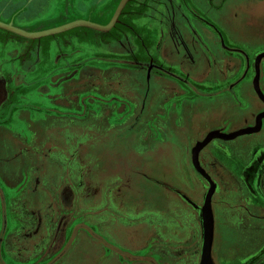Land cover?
I'll use <instances>...</instances> for the list:
<instances>
[{"label": "rangeland", "instance_id": "1", "mask_svg": "<svg viewBox=\"0 0 264 264\" xmlns=\"http://www.w3.org/2000/svg\"><path fill=\"white\" fill-rule=\"evenodd\" d=\"M165 1L171 0H130L118 24L120 23L124 26L121 20L125 14H128L129 19L133 13H144L151 10L154 12L159 10V6L164 5ZM228 1L230 2L229 4L227 3V7L223 0L220 2L218 0H208L211 11L207 10V14H203L198 4H194L196 17L195 20L189 19L191 24L195 22L190 32L196 41L192 50L189 51L190 67L188 68V73L192 77L187 80L190 87H186L185 94L181 96L170 97L169 93H160L159 89H150L148 85L147 90L141 89V92L137 93L136 98L141 100V103L139 101L140 109H137L136 98H127L121 94L122 92L113 91L118 87L113 88L110 81L109 83L104 80L102 89H91L87 86V90L80 93L81 108L77 109V111L82 112L84 117L78 124H73L71 121L74 119V115L50 114L44 108L59 107V104L50 102V98L45 96V93L33 92L35 89L25 85L26 90L24 89L23 93L25 99L20 102L19 108H25L26 110L24 111H27V114L34 119L32 123L35 131L27 128V123L22 122L16 116L8 120L5 126L17 131V133H21L22 136L17 135L14 137V144L11 143V147L8 148L6 146L3 147L6 142H2L0 144V155L5 158L8 157V165L16 168L21 159H26L28 156L33 155L32 147L22 142V139H28L31 142L34 136H38V144H61L64 142L63 137L68 129L80 133L81 139L76 140L78 147L77 157L78 155L80 157L85 156L87 160H92L87 162V164H91L89 171L94 170L97 166L99 167V170L94 175L103 180L104 184L107 183L111 186L112 193L109 195L111 206L115 204L114 206L116 207L118 206L117 204L123 203L122 206L124 208H122L126 213V217L123 216L118 219L110 215L111 226L109 229H106V225L104 226L108 216L107 211L102 210L105 204L100 206L102 211L93 212L94 217L91 216L92 214L79 215L78 213L73 223V231L78 236V239L70 243L77 249L74 250V254L68 257L70 261L68 264H97L99 262L104 264H152L150 263L151 260L156 264H171V261L164 253H161L153 246L148 245L141 249L138 247L137 249L133 248L132 242L126 236L119 234L118 231L122 230L123 226L135 229V226L139 225V215L136 214L138 210L141 211L139 208L142 209L143 218H148L154 210L159 214L161 213L160 215L164 220L159 221H161L164 228L163 231L168 237L172 235L175 238L182 237L189 229L186 226L187 223L188 226H192L190 224L191 220L185 217L186 215H180L173 209L174 206L180 209L181 213L187 211V206L182 200L172 194V186H170V184L178 185L174 180L176 178L174 170H180L179 163L181 161L178 162V156L182 152L186 153L189 151L196 138L203 136L209 129L223 122L222 117L227 112L225 110L227 106L224 105V107L222 105L226 103V99L221 98L222 92L226 90L233 91L237 83L245 78L251 80L252 83L254 62L256 65V57L264 52V16H261L264 15V0ZM119 2L120 0H51L39 17L41 19L25 20L23 23L19 21L18 24L29 26L40 20L57 17L62 14V10L72 16L81 17L92 11L94 19L106 22L115 11ZM175 2V9L181 11L182 8H186V4L182 0H175ZM224 6L226 9L228 8V14L225 18L218 20L214 14H223ZM252 14L255 16L253 17ZM259 15L260 17H257ZM91 29L95 33L109 32ZM2 30H4V35L1 38L3 39L2 45L4 48L10 45L8 43L9 39L17 38V42L31 40L14 32ZM48 39L47 36L32 40L40 42ZM199 42H202L204 46H200ZM77 45L79 50L75 53L77 57L80 54L82 57H91L92 60L90 61H98L99 64L103 62L102 59L100 62V58L107 59L110 57L112 59L111 56L106 55L103 46L99 45L93 37L88 41L82 40ZM154 55H158L160 58L159 54ZM181 55L184 56L185 52L181 53ZM51 58L52 60L57 58V53L53 52ZM192 59L193 62H191ZM148 63L152 64L150 61ZM262 64L264 70V62ZM47 71H42L41 74L51 73V71ZM213 72L217 77L223 79L224 82H217L213 78L204 79V75L209 73L212 75ZM262 74L264 76V71ZM142 87H144V84ZM235 101V106L243 109L249 108L245 99L239 98ZM232 102L234 103L233 100ZM111 110L117 111L112 112ZM209 110L212 112L213 117H210L206 124L202 116L207 115L208 113L206 112ZM15 112L17 110H14L13 115H17ZM66 112H72V110H66ZM7 116L8 114L5 115V117ZM138 117L141 121H138ZM219 118L222 120L221 122H219ZM98 119L102 120L103 124L102 122L100 123L106 127H96V125L100 126V123L96 121ZM56 121H61L62 125L56 123ZM212 122L214 123L210 125ZM202 123L206 126H198V124ZM145 127L146 130H143ZM145 131L146 135L155 134V136H152L156 137L152 146L141 145L142 142L146 143L148 140V138L143 136ZM84 132H87L89 137H86ZM96 158H98L97 161L95 160ZM41 160L39 163H51L49 160L44 161L43 158ZM190 161L191 159L188 158V163L186 162L184 169L192 170ZM173 163L176 167L175 169L173 168ZM201 174L195 170L194 179H188V185H185L186 187L183 189L197 203L202 205L204 194L209 185L202 176L203 174ZM118 176L119 178H117ZM88 186L90 191H88V188L87 191L93 193V186ZM101 190L105 191V188ZM100 191L97 193L98 195ZM217 196L218 191L213 194V200H215L213 213L216 219L214 246L216 252L219 253L222 252L223 248H227L231 242L235 241L234 238L237 234L230 227L234 225V218L231 217L232 212L231 206L228 205L229 202L225 204L221 200L222 204L216 203ZM98 198L94 196L88 199L89 201L92 199V202H94ZM99 214L102 215L100 216L102 218L96 217ZM175 228L180 230L177 235L172 233ZM197 228V235L199 236L198 248L201 249L202 230L199 224ZM82 238H86V240ZM86 244L90 246L98 245L99 250L90 252L92 250L91 248L88 250L86 247L89 246ZM83 253L89 254L82 255ZM200 256L199 252L196 262ZM79 257L82 260L75 263V260Z\"/></svg>", "mask_w": 264, "mask_h": 264}, {"label": "crops", "instance_id": "2", "mask_svg": "<svg viewBox=\"0 0 264 264\" xmlns=\"http://www.w3.org/2000/svg\"><path fill=\"white\" fill-rule=\"evenodd\" d=\"M182 1L185 2L186 8H182L181 11L175 9L174 4L176 2L175 0H171L165 1L164 5L159 6V10L154 12L151 10L144 13H133L129 19L128 14H125L121 20L124 26L117 22L109 32L95 33L91 28L82 26L61 34L48 36L49 39L46 41L41 40L40 42H36L34 40H26L18 42V49L14 50L13 56H10V52H8L12 48L11 45L6 48L1 45L0 87L1 89L3 87L6 89L5 84L7 82L14 83L18 85L17 87L21 93H24L26 90L25 85L31 88L35 87V91L38 92L40 90L42 93H45V96L50 98V102L59 104V107H46L44 110H47L50 114L74 115V119L71 121L73 124H78L84 117L82 112L77 111V109L81 108L80 93L86 91L87 86L91 89H102V82L104 80L110 81L111 83H109L112 84L113 88L118 87L113 91L122 92L121 94L131 99L136 98L137 93L141 92V89L147 90L148 85L150 89H159L160 93H169L170 97L181 96L185 94L186 87H190L187 80L192 77L188 73L190 65L189 51L192 50L189 46V40L192 38L194 42V38L189 34V29L193 28L192 26L195 22L191 24L189 19L195 20L196 17L194 4H198L203 14H207V10L211 11L208 0ZM229 2L228 0H223V3H226L227 7V3L229 4ZM224 9L223 14L214 12L215 18L217 17L218 20L225 18L228 14V8L226 9L224 6ZM114 12L106 22L94 19L92 11L87 12V15L83 17L72 16L70 13L65 12L51 19L37 21V23L29 25L32 27L31 29L20 24H17V26H23V28L32 31L44 30L81 18L106 24L110 21ZM122 14L119 19H121ZM25 20L28 19H20L21 22ZM5 22L16 25L13 19ZM3 33L4 31L0 28V37H3ZM91 37L99 45L103 46L106 55L111 56L112 59L110 57L107 59L100 58V62L101 59L103 62L99 64L98 61H90L92 60L91 57H82L81 54L79 57L75 55L79 51L77 44L81 43L82 40L88 41ZM178 38L182 43L179 42ZM34 46L37 47L36 51V47ZM31 48L34 50L32 54L29 52ZM53 52L57 53V58L54 60L51 58ZM181 52L182 54L185 52V55L181 57V61H178ZM73 54L75 57L72 56ZM154 54H159L160 58ZM148 61L152 64H149ZM191 62H193V59ZM46 70L51 71V73L47 71V74H41L42 71ZM6 75L9 76V80H7ZM126 83L128 85L125 86ZM119 84L120 86H118ZM143 84L144 87H142ZM19 97L20 102L25 99L23 94ZM136 99V108L140 109L139 101L141 103V100ZM1 100L2 98H0ZM24 110L26 109L17 110L15 112L17 115H13L14 110H9L8 112L0 110V143L6 142L3 147H11V143L14 144L13 138L17 135L22 136L21 133H17V131L5 126L8 120L14 116L22 120V122H26L27 128L34 130L32 123L34 119ZM66 110H72V112H66ZM111 111L116 112L117 110ZM7 114L8 116L5 117ZM96 121L103 124V121L100 119ZM138 121H141L139 117ZM56 123L62 125L61 121H56ZM102 124L100 123V126L96 125V127H106ZM143 130H146V127ZM84 134L86 137H89L87 132H84ZM41 136L43 137V135ZM80 136V133L68 129L63 137L64 142L61 144H38V136H34L31 142L28 139L21 138L22 142L32 147L33 155L28 156L26 159H21L20 165L15 169L8 167V158L0 155V205L10 212L8 226L6 223L4 233L2 234L3 238L0 239V242H2L0 252L4 264H53L51 253H45L46 245L41 242H44V239L48 240L50 238L53 222L49 216L53 212H55V215H59V213H56L57 210L59 212H67L66 216L72 217L71 221L66 226L64 225V231L60 236L62 246L53 251L59 254L58 258L62 254L63 258L59 259V263L66 262V259L74 254V250L77 249V247L70 245V243L78 239V236L73 231L74 219L78 213L79 215L92 214L91 216L94 217L93 212L101 210V204L102 206L105 204L102 210H106L108 215L104 224V226L106 225V229H109L111 226L110 215L115 216L117 219L123 216L126 217L124 207L122 206L123 203L117 204L118 206L116 207L114 206L115 204L113 205L114 207L111 206L109 195L112 193V189L109 184L106 183L104 185L105 191H102L99 195L91 194L88 196L86 193H83L82 189L87 183L88 175L82 169L86 166L87 162L92 160H87L85 156L80 157L78 155L79 158L77 157L78 147L76 143L81 139ZM151 136L155 135H150V146H152L156 138ZM141 145L148 146L147 142H142ZM259 145L260 148L257 150L258 153L256 155L251 159L238 160L235 163L234 169L236 173L241 172L240 176L244 181L245 188L251 190L257 198L260 197L264 201V144ZM42 158L44 161L49 160L61 164L63 170L65 168L66 171L57 172V170H54L55 168L51 169L52 165L49 163L50 170L46 172L35 170L34 165L39 163ZM73 159L74 161H72ZM97 159L95 160L97 161ZM179 161L180 158L178 157ZM173 168L175 169L176 167ZM94 196L99 197L94 201L95 203L92 202V199L90 201L88 199ZM37 212L42 213L44 216L48 214L46 216L49 218L40 228H37L35 222L30 219V215L32 213L36 215ZM160 214L154 210L148 218L140 219V221H144L148 226L154 227L155 237H148L149 235H146L143 244L133 248L137 249L138 247L141 249L148 245L153 246L161 253H164L171 261L170 257L166 255V251H171V247L176 242V239L172 238V236H166L163 232L161 221L164 219ZM100 216L102 215L99 214L96 217L102 218ZM82 239L86 240V238ZM24 240L32 243L37 240L40 246L32 250L29 246V248L21 249V246L17 247L14 245L15 241L24 242ZM7 242L10 243L11 256L6 254L4 250ZM67 244H69V248L65 247ZM63 247L65 249L62 252L58 251ZM91 249L92 251H97L99 250V246L91 245ZM183 260L186 261L185 254H182L180 262ZM150 263L156 264L152 260ZM97 264L104 263L99 262ZM171 264H173L172 261Z\"/></svg>", "mask_w": 264, "mask_h": 264}, {"label": "flooded vegetation", "instance_id": "3", "mask_svg": "<svg viewBox=\"0 0 264 264\" xmlns=\"http://www.w3.org/2000/svg\"><path fill=\"white\" fill-rule=\"evenodd\" d=\"M50 1L51 0H0V19H1L0 21L4 20L2 22H5V21H9L13 19L16 25L13 23L12 25L19 27V28L22 27V29L26 31H32V30L26 29V28L31 29L32 27L30 26L26 25L25 26L26 28H23V26L21 27L17 26L18 20L20 21V19L22 18L28 19V20L36 19V18L41 19L39 17L43 14L44 10L46 9L47 4ZM61 12L62 14L65 13L64 10H62ZM252 16L254 17L255 15L252 14ZM261 16H264V15H261ZM257 17H260V15ZM81 20H89V19L81 18ZM5 23L10 24L9 22H5ZM20 25H23V24H20ZM78 27H82V26H78ZM189 34H191V37L193 36L191 32ZM44 37H47V36H44ZM1 38L2 37H0V47L3 43L2 41L3 39ZM37 39H40V38H37ZM178 40L180 43H182V41L179 38ZM17 41H18L17 38L9 39L8 41V43L12 46V48L8 51L10 52V56H13L12 54H14L15 52L14 50L18 49ZM192 42L193 40L191 38V40H189L190 48L193 47L194 42L196 41L194 40V42L193 43ZM199 44L200 46H204V44L200 42ZM263 45H264V42H263ZM36 49L37 47L35 48V51ZM29 52H31L32 54L34 52L33 48H31ZM179 57L180 58L178 61H181L182 55ZM263 62L264 60H262L260 64L259 85H260L261 90L264 93V76L262 74V72L264 71L263 64H262ZM253 67H254L253 68L254 75L256 76L255 62H254ZM155 69H158V68H155ZM209 70H210V67H209ZM254 75L252 78V83H251V80H248L245 78L237 83L233 91L226 90L222 92L221 98L226 99V103L222 105L227 106L225 109L227 110V112L222 117L223 122H221L222 120H220L219 118V122H221L220 125L209 129V131H207L203 136L196 138L193 144L191 145L189 151H187L186 153L182 152V154H179V156L177 155L180 158L181 162L179 163L180 170H177V171L176 169L174 170L175 175H176V178L174 180L176 181L178 185L170 184V186H172L171 187L172 194L176 195V197H179L182 200V202L187 206V211H184L181 213L180 209L174 206H173V209L174 211L178 212L180 215L182 214L186 215L185 217L191 220L190 224H192V226H188V223H187L186 226L189 229L187 233H185L182 237L175 238L172 235V238L176 239V242L173 244V246L171 245L172 247H171L170 252L166 251V255L170 257L173 264H200V260L202 256L203 227H202V216H201L200 207H202L203 204L201 205L197 203L195 199L183 189L186 187L185 185H188L187 183L189 182L188 179H194L195 170L196 172L201 174V172L197 170L193 162V148L196 146V143L198 141L204 140L206 136L213 130H220L222 133L223 132L231 133L234 131H238L240 129H245L246 127L257 125L258 117L260 116V114H263L264 112V99L258 94L255 88V82H254L255 76ZM6 78L7 80L10 79L8 75H6ZM204 78L205 79L213 78L217 82H224L223 79H221L220 77H217L214 74V72L212 75H210V73L207 75H204ZM14 79L16 78L14 77ZM5 86H6V89L5 87H3L2 89L0 87V95H1L0 98H2V100L0 101V110H2L3 112L5 111L8 112L9 110H22L21 108H19L18 105L20 104L19 96H21L23 93L19 92L18 90L19 88L17 87L18 85L7 82ZM32 88L36 90L35 87H32ZM35 90L33 92H36ZM38 92H41V91L38 90ZM239 98L245 99L248 102L247 105L249 108L243 109L242 107L235 106L236 105L235 100ZM232 100L234 101V103L232 102ZM206 113L208 114L205 116H202L204 123H206L210 117H213V114L212 112H210V110L207 111ZM261 121H262L261 128L258 131L240 134L232 138L215 137L212 140H210L205 146H203L199 151L200 165L204 169L206 174L209 176V178L212 180V182L214 183L215 185L214 193L218 191L216 203L222 204L221 202L222 200L223 202H225V204H228L229 202L228 205L231 206V212H232L231 217L234 218L233 220L234 225L230 227L233 228V230L237 234L234 238L235 241L231 242L227 248H223L222 252H219V253L216 252L215 250V246H214L215 245V234H214L212 255H213L215 264H264V201H262L263 199H261L260 197L257 198L251 190L245 188L244 181L242 177L240 176L241 172L236 173L234 169L235 163L238 160L251 159L254 155L258 153L257 150L260 148L259 144H264V116H262ZM204 123L198 124V126L204 125ZM213 123L214 122L210 123V125H212ZM205 126L206 125H204V127ZM145 133L143 132V136L145 138H148L147 144L149 145L150 135L152 134L146 135ZM188 158L191 159L190 161L192 165L191 169L193 171L190 169L186 170V168L184 169L185 167L184 165L186 164V162L188 163ZM8 162H7V166L10 168H13L12 166L8 165ZM50 164L52 165L51 169L55 168L54 170H57V172L66 171L65 168L63 170V168L61 167V164L57 162L51 161ZM19 165L20 163L17 164V166ZM90 165L87 164L82 169V171L88 175L87 183L84 185L82 189L83 193L84 194L86 193V195L88 196H90L91 194H97L101 189L104 188V185H105L103 183V180L99 179V177H95L96 175H94L95 172L97 173V171L99 170L98 169L99 167L97 166V168H94V170L89 171ZM34 167H35V170L40 171V172H43V171L46 172L50 170L48 163L47 164L46 163H36ZM194 167L196 168L195 170H194ZM187 168H188V165H187ZM202 176L207 180L208 185H209L204 194L206 196V193L208 189L210 188V182L204 175ZM88 185L93 186V190H92L94 191L93 193L88 192L90 191L89 190L90 187ZM87 188H88V191H87ZM101 192L102 190L100 191V193ZM187 199L188 200L190 199L193 203L191 204V202H189L190 200L188 201ZM214 201L215 200H213V197H212L213 207H214ZM139 209L142 211L141 208ZM141 211L138 210L136 212V214L139 215L138 217L139 220L143 218L144 216ZM9 213H10L9 210L4 209L2 205H0V239L3 238L2 234L4 233L6 223L8 226V223L10 220ZM56 213H59V215L58 214L55 215V212H53L49 216L52 218V222H53L51 236L48 240L44 239V242H41V243H44L46 245L45 253H51V256H52L51 261L53 262V264H68V262H70L69 258L66 259V262L59 263V259L61 260L62 254L58 258L59 254L53 251L57 249L58 247L62 246L61 245L62 240L60 239V236L62 235L64 231V225L66 226V224H68V222L71 221L72 217L71 216L67 217L66 216L67 212H59L57 210ZM46 215L44 216L42 215V213L40 214V212H37L36 215L32 213V215H30L31 216L30 219L31 221L35 222V226L37 228H40L42 227V225H44V222L46 220H49V218ZM177 216L179 215L177 214ZM197 222L200 225L201 230H202L201 231L202 233L201 234L202 236L201 249L198 248L199 236L197 235L198 234ZM215 224H216V219H215ZM162 230H164L163 226H162ZM118 232L119 234L126 236L128 240L132 242V246L134 247L143 244V241L146 235H149L148 237H155L154 227L148 226L144 221H140L139 225L137 224L135 226V229L123 227L122 230H119ZM172 233H175L174 235H177L180 233V230L178 228H175V231L174 232L172 231ZM215 233H216V230H215ZM1 244L2 242H0V246ZM14 245L17 247L21 246V249L30 247V249L32 250L40 246L37 240L33 241V243L26 242V240H24V242L15 241ZM86 245L89 246L86 248L90 250L91 246L89 244H86ZM65 247L69 248V244H67ZM64 249L65 248L63 247L61 250L59 249L58 251L62 252ZM4 250L6 254L11 256L10 255L11 247H10L9 242L5 244ZM90 252H95V251L93 250ZM199 252L201 256L196 262L197 254ZM86 254H89V253H86ZM86 254L83 253L82 255H86ZM182 254L186 255V261L183 260L180 262V258L182 257ZM1 256L2 255L0 252V264H4L3 258ZM70 259L72 260V258ZM81 260L82 259H80L79 257L78 259L75 260V262L78 263L77 261L80 262Z\"/></svg>", "mask_w": 264, "mask_h": 264}, {"label": "water", "instance_id": "4", "mask_svg": "<svg viewBox=\"0 0 264 264\" xmlns=\"http://www.w3.org/2000/svg\"><path fill=\"white\" fill-rule=\"evenodd\" d=\"M130 0H120L118 6L115 9V12L112 16V18L110 19V21L106 24H99L96 22H91L88 20H73L70 22H67L65 24L59 25V26H55L49 29H44V30H33V31H26L22 28L16 27L14 25H12V23L8 24L5 22L0 21V28L14 32L18 35H21L25 38H30V39H36L35 37L37 36H41L44 34H49V33H56V32H60L62 30H66L72 26L78 25V24H84V25H88V26H94L103 30H107L108 28H110L111 26H113V24L118 21L119 19L118 17H120V15L122 14V10L124 9V6L127 2H129ZM22 33V34H21ZM26 34V35H24ZM264 58V52L260 53L257 57H256V77H255V88L258 92V94L264 99V93L260 88L259 85V75H260V62L262 61V59ZM262 116H264L263 114H260V123H259V119L257 121V125L255 127H253L252 129H244L245 131L242 130H238V131H234L231 133H225L224 138H232L235 137L237 135L243 134V133H248V132H254V131H258L261 128V120H262ZM259 118V117H258ZM259 123V125H258ZM210 132L206 138L200 142H198L196 144V146L194 147V151H193V162L195 167L197 168V170H199L210 182V188L208 189L206 196L204 198V203L202 205L203 209L205 208V210L210 212V221L205 222V219L203 220L202 223V227H203V248H202V256H201V260H200V264H204L208 263V264H215L214 259H213V255H212V247H213V242H214V234H215V221H214V213H213V206H212V197L214 194V183L212 182V180L209 178V176L206 174V172L204 171V169L201 167L200 162H199V151L200 149L205 146L210 140H212L215 136H211ZM210 138V139H209ZM206 259V260H205Z\"/></svg>", "mask_w": 264, "mask_h": 264}, {"label": "bare ground", "instance_id": "5", "mask_svg": "<svg viewBox=\"0 0 264 264\" xmlns=\"http://www.w3.org/2000/svg\"><path fill=\"white\" fill-rule=\"evenodd\" d=\"M128 4V2L125 4V6ZM125 6H124V8H125ZM123 11V10H122ZM121 16V15H120ZM120 17H118V19H119ZM89 21V20H88ZM92 22V21H91ZM118 21H116L114 24H113V26H111L110 28H108L107 30H103V29H100V28H97V27H94V26H86V25H84V24H78V25H75V26H72V27H70V28H68V29H66V30H62V31H60V32H56V33H49V34H44V35H41V36H37V37H35L36 39L37 38H41V37H44V36H49V35H54V34H58V33H61V32H65V31H68V30H70V29H72V28H75V27H78V26H86V27H89V28H93V29H96V30H100V31H110L114 26H115V24L117 23ZM22 34V33H21ZM24 35H26V34H24ZM264 113V112H263ZM259 123H260V116H259ZM259 123H258V125H259ZM253 127H255V126H251V127H246L245 129H252ZM240 130H242V131H245L244 129H240ZM220 130H213V133H211V136H210V138L212 137V136H215V135H217V136H215V137H227V136H225V133L223 132H219ZM212 132V131H211ZM248 133H251V132H248ZM244 134V133H243ZM214 137V138H215ZM209 138V139H210ZM198 142H200V141H198ZM197 142V143H198ZM196 143V144H197ZM193 151H194V148H193ZM215 186V185H214ZM214 190H215V187H214ZM185 198V197H184ZM186 199V198H185ZM188 200V199H187ZM190 200V199H189ZM188 200V201H189ZM189 202H191V204L193 203L191 200L189 201ZM201 209V216H202V223H203V220L205 219V222H207V221H209L210 223H211V221H210V212L207 210H205V208L203 209V207H200ZM214 221H215V217H214ZM203 232H204V230H203ZM206 260V259H205ZM206 262V261H205ZM204 262V264H208V263H205Z\"/></svg>", "mask_w": 264, "mask_h": 264}]
</instances>
